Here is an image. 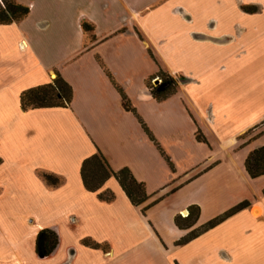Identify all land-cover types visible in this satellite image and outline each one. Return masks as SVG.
<instances>
[{
	"label": "crops",
	"instance_id": "crops-1",
	"mask_svg": "<svg viewBox=\"0 0 264 264\" xmlns=\"http://www.w3.org/2000/svg\"><path fill=\"white\" fill-rule=\"evenodd\" d=\"M16 2L30 12L0 25V264H252L241 228L264 222V176L245 166L264 147V0ZM160 71L179 85L163 102L149 89ZM58 75L71 106L25 111L21 95ZM98 153L145 185V204L114 178L85 189L82 165ZM193 206L196 225L179 228ZM47 229L58 246L43 258Z\"/></svg>",
	"mask_w": 264,
	"mask_h": 264
},
{
	"label": "trees",
	"instance_id": "trees-1",
	"mask_svg": "<svg viewBox=\"0 0 264 264\" xmlns=\"http://www.w3.org/2000/svg\"><path fill=\"white\" fill-rule=\"evenodd\" d=\"M29 8L22 6L16 2V0H0V25H11L23 21L29 15ZM85 32L92 31L90 26L84 25ZM156 78H159L161 84L154 86L150 83L149 89L153 98L158 102H163L169 97L176 94L179 85L177 81L170 75L160 71ZM155 79V78H154ZM153 79V80H154ZM73 101V89L72 87L61 77L57 76L52 83L37 88H33L24 92L21 95V105L25 111L37 110V109H49V108H69ZM124 106L126 110L132 111L126 97L123 96ZM134 112V111H133ZM145 128V127H144ZM146 132L150 136V139L155 142L148 130ZM198 140H201L198 137ZM168 160V159H167ZM1 164V160H0ZM246 171L249 177L253 180L264 176V147L253 151L247 158ZM81 177L85 189L90 193H98L105 183L114 178L120 184L122 190L130 200L133 206L141 207L148 201L149 197L146 191V187L143 183H139L128 169H122L119 172L111 170L105 158L102 154L98 153L95 156L87 159L81 169ZM44 179L50 186L57 187L61 184V180L55 176L44 175ZM99 198L105 202L114 201V195L110 192H106L99 195ZM249 206L247 202L242 203L230 211L226 212L222 216L215 218L208 222L199 229H196L183 238L178 245H184L190 241L198 238L200 235L214 229L230 217L236 215L240 211L246 209ZM148 207L143 208L142 212L145 214ZM200 208L193 206L190 209V214L187 218H176V225L181 229H192L199 218ZM87 245L92 247H98L87 242ZM58 246V237L56 233L51 230H43L39 233L36 240V254L39 257H49L55 251Z\"/></svg>",
	"mask_w": 264,
	"mask_h": 264
},
{
	"label": "rangeland",
	"instance_id": "rangeland-1",
	"mask_svg": "<svg viewBox=\"0 0 264 264\" xmlns=\"http://www.w3.org/2000/svg\"><path fill=\"white\" fill-rule=\"evenodd\" d=\"M161 81L162 80H160L159 78H155L152 81V84L156 87L161 84ZM253 134H255V132L253 131L249 132L245 138L248 139ZM245 231H247V234L243 233ZM242 233L245 236L246 235L250 236L249 240L251 241L249 242L250 244H247V247H249L251 250V256H252L250 259L251 263L252 264H264V222H261L256 228L255 226H250V225L249 227L241 228V234ZM242 238L244 237L242 236Z\"/></svg>",
	"mask_w": 264,
	"mask_h": 264
},
{
	"label": "bare ground",
	"instance_id": "bare-ground-1",
	"mask_svg": "<svg viewBox=\"0 0 264 264\" xmlns=\"http://www.w3.org/2000/svg\"><path fill=\"white\" fill-rule=\"evenodd\" d=\"M186 216V215H185Z\"/></svg>",
	"mask_w": 264,
	"mask_h": 264
}]
</instances>
